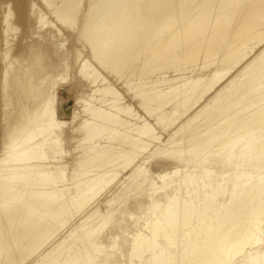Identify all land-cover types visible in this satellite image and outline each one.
Segmentation results:
<instances>
[{
	"label": "bare ground",
	"instance_id": "6f19581e",
	"mask_svg": "<svg viewBox=\"0 0 264 264\" xmlns=\"http://www.w3.org/2000/svg\"><path fill=\"white\" fill-rule=\"evenodd\" d=\"M0 131V264H264V0H0Z\"/></svg>",
	"mask_w": 264,
	"mask_h": 264
},
{
	"label": "rangeland",
	"instance_id": "374dc122",
	"mask_svg": "<svg viewBox=\"0 0 264 264\" xmlns=\"http://www.w3.org/2000/svg\"><path fill=\"white\" fill-rule=\"evenodd\" d=\"M69 44H71V43H69ZM64 77H67V81L68 82L66 81V84H64V85L59 84V85H61V87L59 89V95L61 96V98H59V102H58L57 105H55V107L57 108L58 118H60L61 120H64V121H68L70 123V122H72V119H71V113H72V111L73 110L80 111L82 109V104H79V102L77 100H78V98L80 96L86 97L87 91H86V88H85V84H87V83L85 82L84 79H82V81H81L80 75L77 76V74H73L72 73L70 75H64ZM124 95L126 96V100L131 101L133 103V105L135 106V109L138 112H140L146 118L149 119L148 115L139 106V104H138V102L136 100L132 101L131 98H129V96L127 94H124ZM154 120L155 119H151L152 122ZM78 125H79V120L78 121H75L71 126L72 127H77ZM66 129H68V130H67L66 135L63 138L65 140V142H63L64 143V146L62 147V149L69 151V150H72V148H73V144H70V141L71 140L69 139V138H72V133L73 132H72V128H70L69 126H66ZM161 135L163 136L164 141H166L167 139L171 138V136H172L167 131L161 132ZM180 139H181V137L178 138V141H180ZM3 146L4 145L2 143V135H1V131H0V156H2L3 151H4ZM50 156L52 157V154H50ZM53 156H55V155H53ZM156 161L157 162L158 161H161V162L165 163L166 164L165 165L166 167H169L170 164H171V162H169V161H167L165 159H162V158H157ZM143 162L144 161H142L141 163H143ZM134 170H135L134 168H131V169L123 172L122 173V177L115 184H113L107 190V192L105 193V195L102 198H100L99 201L96 203V208H99L102 214H101V217H99V218H97V220L93 221L92 226L96 228L103 221H106V223L104 224L105 226H104V228L102 229L101 232H102V235L104 237H106L107 239L110 238L112 234H114V235L117 234V235H120V236L122 235L121 238L124 235L123 238L125 240V238H126V236H125L126 235V232L125 231L126 230L127 231H132L133 228L134 229L136 228V227H134L135 226V224H134L133 226H131V228L132 227L133 228L130 229V225L128 223L126 224V222H123V219H122V217L120 215L119 216L118 215H115L116 212H118L119 209L121 208V205L124 202H126V198H123L122 200H120L119 203H116L114 206H108V205H106V200H108L111 197L112 193L118 191L121 186L126 185L125 182L126 181L128 182V179L132 176ZM159 170H160V168L157 167L156 168V171H159ZM114 219H115V221H112ZM127 225H128V227H126ZM112 226H114V227H112ZM84 231H85V229L79 230V232H78L77 235L79 237H82ZM119 232H121V233H119ZM123 233H125V234H123ZM123 238H122V241H124ZM122 241H121V244L119 243L120 246L121 247L122 246H126V244L123 245V242ZM78 245H80V244H77V246ZM124 248H127V246L124 247ZM103 252H104V254H103ZM93 255L98 257V258L95 257L97 259L94 260V261H92L94 264H99L100 262L106 261V260H107V262L109 261L111 264L112 263H115V262H113L114 259H112L113 261L107 259V249L106 248H102V250L100 252H97V253H94L93 252ZM92 262H91V264H92Z\"/></svg>",
	"mask_w": 264,
	"mask_h": 264
}]
</instances>
